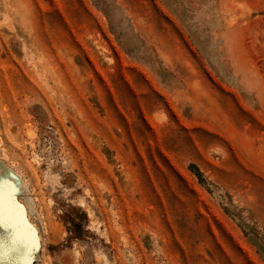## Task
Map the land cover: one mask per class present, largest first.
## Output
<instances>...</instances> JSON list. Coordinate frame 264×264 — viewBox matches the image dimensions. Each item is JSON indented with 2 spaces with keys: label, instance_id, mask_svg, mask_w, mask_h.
I'll use <instances>...</instances> for the list:
<instances>
[{
  "label": "rangeland",
  "instance_id": "rangeland-1",
  "mask_svg": "<svg viewBox=\"0 0 264 264\" xmlns=\"http://www.w3.org/2000/svg\"><path fill=\"white\" fill-rule=\"evenodd\" d=\"M6 170L30 264H264V0H0Z\"/></svg>",
  "mask_w": 264,
  "mask_h": 264
},
{
  "label": "bare ground",
  "instance_id": "bare-ground-1",
  "mask_svg": "<svg viewBox=\"0 0 264 264\" xmlns=\"http://www.w3.org/2000/svg\"><path fill=\"white\" fill-rule=\"evenodd\" d=\"M15 172L6 170L0 172V225L11 229L12 237L15 236L26 250L27 264L31 253L39 246L36 229L30 219L31 205H22L18 199L23 191L22 181Z\"/></svg>",
  "mask_w": 264,
  "mask_h": 264
},
{
  "label": "snow or ice",
  "instance_id": "snow-or-ice-1",
  "mask_svg": "<svg viewBox=\"0 0 264 264\" xmlns=\"http://www.w3.org/2000/svg\"><path fill=\"white\" fill-rule=\"evenodd\" d=\"M0 219H2V215H0ZM19 245H20V241L15 236H13L9 239V242L7 245V251L14 252L19 255L21 254V249Z\"/></svg>",
  "mask_w": 264,
  "mask_h": 264
}]
</instances>
